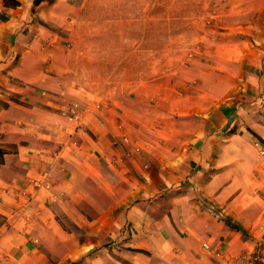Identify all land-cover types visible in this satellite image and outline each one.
Instances as JSON below:
<instances>
[{
	"label": "crops",
	"instance_id": "obj_1",
	"mask_svg": "<svg viewBox=\"0 0 264 264\" xmlns=\"http://www.w3.org/2000/svg\"><path fill=\"white\" fill-rule=\"evenodd\" d=\"M16 1L0 0V264H229L249 252L255 240L223 217L246 229L264 212L252 200L264 199V0L205 23L195 9L208 0ZM241 11L251 19H231ZM105 59L107 71L174 74L70 121L61 112L83 92L67 71ZM42 177L50 187L37 190Z\"/></svg>",
	"mask_w": 264,
	"mask_h": 264
},
{
	"label": "rangeland",
	"instance_id": "obj_2",
	"mask_svg": "<svg viewBox=\"0 0 264 264\" xmlns=\"http://www.w3.org/2000/svg\"><path fill=\"white\" fill-rule=\"evenodd\" d=\"M250 1L251 0H244V3H251ZM239 3H241L239 0H208V6H206L207 14L201 13L202 8H200L197 3V7L195 9V18L197 23H205L206 20L208 19L207 21H209L210 18V21L212 22L214 19V16H212L213 9H218L219 12H222L225 8L227 11L229 7L233 6L236 10L235 7L239 5ZM263 14L264 13H261L259 17L262 18ZM235 17L238 20L247 21L251 19L252 13H245L243 11L236 13L232 12L231 19L236 20ZM134 18L135 17L131 20L133 21ZM137 19L139 18H136L135 20ZM104 55L106 54L104 53ZM111 62L106 59L97 61V63L90 65V67L94 68V70L91 71H67L66 79L69 84L72 83L74 86H78L79 90H82L83 98H68V104L65 106V109L74 104H78L83 107L81 109L77 108L81 111L84 110V106L86 107L89 102L93 101V103H101L111 101L114 98L123 97L124 95H129V93L132 94L136 91L135 88L141 81L151 82L155 81L157 78L161 79V77H170L174 74V71H107L106 66ZM85 63L86 62H84V65ZM104 68L106 69L104 70ZM78 94L81 95V93ZM45 145H49L51 148H56L55 145L50 143H45ZM252 193L254 197L256 196V198H252L253 202H256L255 200L257 199L260 203L258 204L259 207L264 210V199H260L258 197L259 193L257 192ZM254 206H256V203ZM255 214V209L250 210L249 218L251 219ZM263 216L264 212H262L258 221L251 223L249 228H246V234L242 233L245 239L252 238L255 240L250 251L244 252L236 259V261H232L229 264H264V230L259 228V224L260 221H262ZM249 230H251V234L248 232Z\"/></svg>",
	"mask_w": 264,
	"mask_h": 264
},
{
	"label": "trees",
	"instance_id": "obj_3",
	"mask_svg": "<svg viewBox=\"0 0 264 264\" xmlns=\"http://www.w3.org/2000/svg\"><path fill=\"white\" fill-rule=\"evenodd\" d=\"M3 2L5 4L7 3V4H12V5L18 4V1H16V0H3ZM0 104H4V103H0ZM15 137L17 138V141L15 140L16 143L20 144V145H29L30 146V145H33V142L34 143H40V144L47 142V140H45V139H37L31 135L15 134ZM3 153H4V150L2 148H0V161L2 160ZM102 171L105 174L106 178L110 182L115 181L116 177L112 175V173L109 171V169H107V167L103 166ZM223 220L227 225L239 230L243 234L247 233V230L242 226V224L239 221L234 220L231 216L227 215V216L223 217ZM263 238H264V236H263Z\"/></svg>",
	"mask_w": 264,
	"mask_h": 264
},
{
	"label": "built area",
	"instance_id": "obj_4",
	"mask_svg": "<svg viewBox=\"0 0 264 264\" xmlns=\"http://www.w3.org/2000/svg\"><path fill=\"white\" fill-rule=\"evenodd\" d=\"M214 12V10H213ZM78 106L76 104L67 107L66 109L62 110L61 114L64 115L66 118H68L70 121L77 122L79 120L80 112L79 109H77ZM123 141L128 142V138L126 136H123ZM138 149V147H135ZM259 153L261 155H264V147L260 148ZM32 185L35 189H48L50 187V181L46 177L42 178H35L32 180ZM203 246L205 248H208V243H203Z\"/></svg>",
	"mask_w": 264,
	"mask_h": 264
}]
</instances>
